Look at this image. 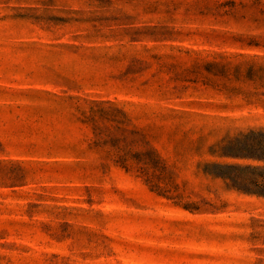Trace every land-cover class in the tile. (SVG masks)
I'll list each match as a JSON object with an SVG mask.
<instances>
[{
    "label": "rangeland",
    "instance_id": "obj_1",
    "mask_svg": "<svg viewBox=\"0 0 264 264\" xmlns=\"http://www.w3.org/2000/svg\"><path fill=\"white\" fill-rule=\"evenodd\" d=\"M234 172L264 179V0H0V264H264Z\"/></svg>",
    "mask_w": 264,
    "mask_h": 264
},
{
    "label": "trees",
    "instance_id": "obj_2",
    "mask_svg": "<svg viewBox=\"0 0 264 264\" xmlns=\"http://www.w3.org/2000/svg\"><path fill=\"white\" fill-rule=\"evenodd\" d=\"M229 178L232 179L231 185L235 186L238 189H242L245 191L253 190L264 192V190H262V188H264V179L259 180L257 177H251L242 172H234L229 176Z\"/></svg>",
    "mask_w": 264,
    "mask_h": 264
}]
</instances>
